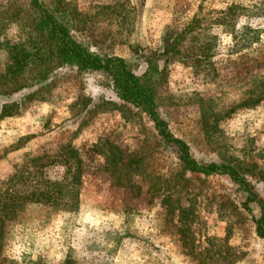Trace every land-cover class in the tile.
Instances as JSON below:
<instances>
[{
    "label": "rangeland",
    "instance_id": "374dc122",
    "mask_svg": "<svg viewBox=\"0 0 264 264\" xmlns=\"http://www.w3.org/2000/svg\"><path fill=\"white\" fill-rule=\"evenodd\" d=\"M64 1L78 41L139 74L167 36L185 33L160 61L159 112L198 161L242 166L264 197V0ZM232 7L240 10L223 15ZM25 10V0H0L12 42L28 37L23 18L9 22ZM249 30L259 37L251 47ZM50 82L0 122V193L30 159L72 147L80 211L30 206L10 225L0 264H226L234 256V264H264L258 209L243 208L228 176L182 172L146 115L121 101L104 74L70 66ZM30 92L0 97V105ZM47 174L60 179L64 168Z\"/></svg>",
    "mask_w": 264,
    "mask_h": 264
},
{
    "label": "trees",
    "instance_id": "16d2710c",
    "mask_svg": "<svg viewBox=\"0 0 264 264\" xmlns=\"http://www.w3.org/2000/svg\"><path fill=\"white\" fill-rule=\"evenodd\" d=\"M26 10L14 14L9 22L22 18L29 29L28 37H19L17 42L6 36L8 21L0 19V51L5 60L0 65V97L11 98L14 94L32 90L23 102L10 101L0 105V122L18 115L24 102L39 99L50 91L52 76L65 67H76L79 72L104 74L117 97L127 105L146 115L153 124L160 139L173 149L182 172L205 177L228 176L243 195V208L252 213L253 206L259 212L253 216L256 234L264 239V197L258 194L247 178V172L235 163L198 161L190 145L177 137L169 123L159 112L158 86L166 81V71L160 61L174 55L185 33L176 39L165 38L163 52L146 59V70L139 74L124 58L92 52L89 47L73 36L72 21L64 0H25ZM239 7L223 12L235 14ZM25 17V19H24ZM246 42L253 46L259 40L258 32L249 30ZM97 108V106H96ZM79 152L65 147L55 156L43 155L30 159L16 171L0 193V252L8 239L9 227L24 214L30 206L43 207L49 214H76L80 211L81 192L75 176H71L74 161ZM80 161V160H79ZM63 167L60 179L50 178L49 168ZM226 264H234L238 258ZM65 264H69L67 260Z\"/></svg>",
    "mask_w": 264,
    "mask_h": 264
}]
</instances>
